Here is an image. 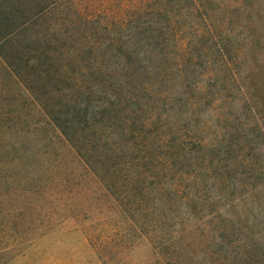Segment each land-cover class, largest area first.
<instances>
[{
	"label": "rangeland",
	"instance_id": "rangeland-1",
	"mask_svg": "<svg viewBox=\"0 0 264 264\" xmlns=\"http://www.w3.org/2000/svg\"><path fill=\"white\" fill-rule=\"evenodd\" d=\"M132 1L53 13L34 94L0 65L2 111L22 114L35 155L26 183L10 169L0 184V228L23 241L2 264H264V0ZM71 90L99 113L97 165L49 115Z\"/></svg>",
	"mask_w": 264,
	"mask_h": 264
},
{
	"label": "trees",
	"instance_id": "trees-1",
	"mask_svg": "<svg viewBox=\"0 0 264 264\" xmlns=\"http://www.w3.org/2000/svg\"><path fill=\"white\" fill-rule=\"evenodd\" d=\"M70 2L72 0H0V65L5 69L6 74L29 94L36 92L38 82L50 81L49 70L52 58L57 52L51 43L55 35L51 37L48 34L49 29H45L47 26L45 21L49 22L53 13L57 15L56 20L60 21L61 25L74 16L79 17L80 20L89 21L98 12L96 7L91 6L93 13H90L82 5L75 11H71L73 8ZM132 3L138 4V0H133ZM166 4L167 2L153 9L147 6L144 12L145 17L165 13ZM33 30L35 35L32 33ZM138 31L146 34L140 28H137L134 33ZM87 90L89 95L93 88ZM79 95L80 92L75 93L73 90L64 94L59 93L58 101L53 100L54 108L49 115L54 126L60 130L81 160L87 158L86 163L84 162L86 165L87 163L97 165L96 155L89 156L90 153L96 154L99 150L94 142L98 134L101 135L103 125L101 121H97L99 113L92 112L96 109L85 100L81 101ZM5 98L0 99V103H9ZM50 100L52 102V99ZM26 122L18 110L3 112L0 104V184H10L12 181L9 175L10 169L17 171L20 184L32 178L31 168L34 165L35 155L32 153L31 143L26 144L28 140L30 142L26 134ZM148 192L151 196L154 192V197L162 201L163 195L158 198L155 191ZM129 194L130 191L125 192L123 200L127 199ZM142 194L144 202L148 203L149 195H145L143 191H131V199L142 197ZM141 201L142 198L138 200V203ZM18 238L20 237L14 234H5V230L0 228V264L5 262L11 254L17 253L22 246L23 241L18 242Z\"/></svg>",
	"mask_w": 264,
	"mask_h": 264
}]
</instances>
